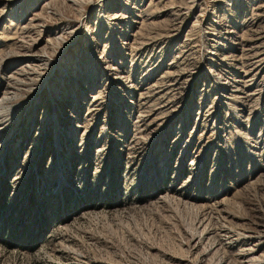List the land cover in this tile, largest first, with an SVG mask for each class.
<instances>
[{
    "label": "rangeland",
    "instance_id": "obj_1",
    "mask_svg": "<svg viewBox=\"0 0 264 264\" xmlns=\"http://www.w3.org/2000/svg\"><path fill=\"white\" fill-rule=\"evenodd\" d=\"M0 264H264V0H0Z\"/></svg>",
    "mask_w": 264,
    "mask_h": 264
},
{
    "label": "bare ground",
    "instance_id": "obj_2",
    "mask_svg": "<svg viewBox=\"0 0 264 264\" xmlns=\"http://www.w3.org/2000/svg\"><path fill=\"white\" fill-rule=\"evenodd\" d=\"M40 25L42 26V28L43 29H51V18H41L40 19ZM32 46H33V44H29L28 45V47H29V50L28 51H30L31 50V48H32ZM43 56H41V58H42ZM40 58V57H39ZM40 58V59H41ZM48 57H47V59H46V61H48ZM42 60V59H41ZM49 61H51V59L49 60Z\"/></svg>",
    "mask_w": 264,
    "mask_h": 264
}]
</instances>
